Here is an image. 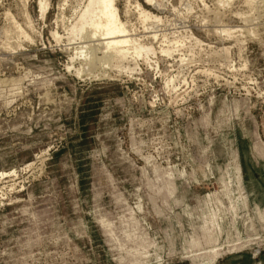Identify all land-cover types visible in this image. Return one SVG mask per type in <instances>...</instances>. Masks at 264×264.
I'll return each instance as SVG.
<instances>
[{
    "label": "rangeland",
    "instance_id": "rangeland-1",
    "mask_svg": "<svg viewBox=\"0 0 264 264\" xmlns=\"http://www.w3.org/2000/svg\"><path fill=\"white\" fill-rule=\"evenodd\" d=\"M85 1L0 0V264H264V0H114L150 66L72 71Z\"/></svg>",
    "mask_w": 264,
    "mask_h": 264
},
{
    "label": "bare ground",
    "instance_id": "bare-ground-1",
    "mask_svg": "<svg viewBox=\"0 0 264 264\" xmlns=\"http://www.w3.org/2000/svg\"><path fill=\"white\" fill-rule=\"evenodd\" d=\"M149 1L153 4L156 3L153 0ZM45 7V4H39L41 16L44 14ZM140 17L142 23L148 18L152 19L153 22H159L158 18L151 16L146 11L140 10ZM65 29L69 37L68 39H71L70 41L72 42H76L77 46L79 45L78 47L73 48L75 49L74 56L69 60V67L73 69L72 71H76L74 68L75 61L79 62L80 67L84 66L85 68L89 67L94 69L97 67V64L100 66H106L112 58L125 60L126 55L131 54L133 57L139 58L141 61L143 60V63L145 62L148 65L149 61L151 62L150 56L152 57L154 55V50L151 46L148 47L145 43H140L135 37H133L134 35L130 36V34H128L125 25L120 22L114 0H86L75 15L72 23ZM53 36L56 38L57 34L55 33ZM171 44L172 43L170 42L169 46ZM175 44H177V42H175ZM175 46L176 45H174V47ZM170 48L171 47L168 49L167 45L166 49L170 50ZM166 49L159 51L168 54V50ZM224 51L227 52L228 50L226 51L223 49V52ZM168 55H170V53ZM100 75L102 77L108 76L103 73ZM164 84L166 87L170 88H173L174 86L172 85V79H166ZM30 166L31 165H28V168ZM15 175L16 171L0 173V179Z\"/></svg>",
    "mask_w": 264,
    "mask_h": 264
}]
</instances>
